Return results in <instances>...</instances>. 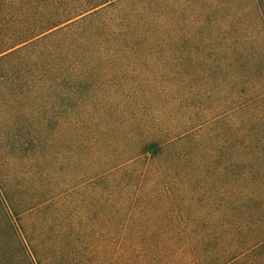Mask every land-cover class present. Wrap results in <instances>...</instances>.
<instances>
[{"label": "trees", "instance_id": "obj_1", "mask_svg": "<svg viewBox=\"0 0 264 264\" xmlns=\"http://www.w3.org/2000/svg\"><path fill=\"white\" fill-rule=\"evenodd\" d=\"M0 264H264V0H0Z\"/></svg>", "mask_w": 264, "mask_h": 264}, {"label": "rangeland", "instance_id": "obj_2", "mask_svg": "<svg viewBox=\"0 0 264 264\" xmlns=\"http://www.w3.org/2000/svg\"><path fill=\"white\" fill-rule=\"evenodd\" d=\"M91 158L96 159L98 161H104L107 159V157H91Z\"/></svg>", "mask_w": 264, "mask_h": 264}]
</instances>
